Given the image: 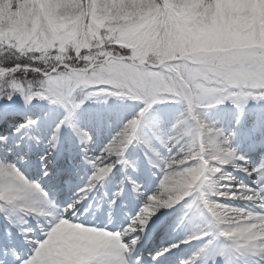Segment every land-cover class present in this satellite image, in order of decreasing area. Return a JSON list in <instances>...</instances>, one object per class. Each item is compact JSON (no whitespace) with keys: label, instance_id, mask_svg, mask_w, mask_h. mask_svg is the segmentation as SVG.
<instances>
[{"label":"snow or ice","instance_id":"6c2138e0","mask_svg":"<svg viewBox=\"0 0 264 264\" xmlns=\"http://www.w3.org/2000/svg\"><path fill=\"white\" fill-rule=\"evenodd\" d=\"M264 0H0V264H264Z\"/></svg>","mask_w":264,"mask_h":264},{"label":"rangeland","instance_id":"374dc122","mask_svg":"<svg viewBox=\"0 0 264 264\" xmlns=\"http://www.w3.org/2000/svg\"><path fill=\"white\" fill-rule=\"evenodd\" d=\"M257 16H264V6H254Z\"/></svg>","mask_w":264,"mask_h":264}]
</instances>
